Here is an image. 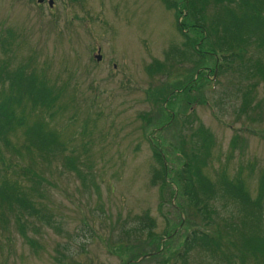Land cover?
<instances>
[{"label": "rangeland", "instance_id": "374dc122", "mask_svg": "<svg viewBox=\"0 0 264 264\" xmlns=\"http://www.w3.org/2000/svg\"><path fill=\"white\" fill-rule=\"evenodd\" d=\"M185 4L0 0V63L8 71L23 65L61 89L52 110L28 115L56 133L53 155L27 151L20 128L0 138V181L29 168L32 181L24 184L44 214L2 213L0 264H228L197 249L176 257L190 229L208 226L178 194L173 174L209 135L204 172L215 180L225 169L257 195L264 176V48L251 41L230 67L212 72L222 53L204 46L196 55L193 43L204 42L202 35L179 29L193 21L189 12L177 17L187 13ZM214 6L201 3L198 19L208 23ZM172 46L195 55L170 56ZM154 149L162 153L164 182L152 178L162 167ZM214 206L211 225L237 220L232 202Z\"/></svg>", "mask_w": 264, "mask_h": 264}, {"label": "trees", "instance_id": "16d2710c", "mask_svg": "<svg viewBox=\"0 0 264 264\" xmlns=\"http://www.w3.org/2000/svg\"><path fill=\"white\" fill-rule=\"evenodd\" d=\"M183 1L186 3L187 13L179 12L177 17L182 14L188 17L189 12L193 14V21L179 23V29L184 33V29L191 27L199 32L202 41L204 40L200 45L197 41L193 43L196 55L200 57L199 51L204 46L212 52L222 53L223 63L214 64L212 72L215 68L219 70L222 64L230 67L233 59L246 52V45L251 41H254L257 47L264 48V0H213L218 10L214 9L208 23L200 21L197 17L200 4L208 0ZM209 34L214 35L213 41L206 40ZM189 46L193 48L192 45ZM178 51V47L172 46L168 54H187L190 58L195 55L185 50L178 54ZM202 60L203 57L199 59ZM59 90L61 89L47 85L43 77L35 74L33 70L27 71L23 65L8 71L4 63H0V138L3 140L10 131L20 128L25 136L23 145L27 151L33 150L41 157L53 155L54 147L60 144L56 133L38 116L29 121L28 115L37 109L44 113L52 110L58 103ZM27 104L29 113L24 111ZM170 118H173L171 114ZM202 138L203 142L192 146L194 149L184 155L182 168L179 173H174L173 177L179 189L178 194L186 198L207 219L205 225L208 227L203 229L197 226L190 229L176 257L184 259L183 255L197 249L208 252L218 262L231 264L236 259L240 264H264V176L259 180L255 197L251 196L239 176L230 177L225 169L217 173L215 180L212 179L204 172L211 153L209 135ZM153 154L162 167L154 170L152 178L164 182L167 174L164 173L162 153L154 149ZM20 170L21 176L12 179L3 176L0 181V220H3L2 213L5 210L14 212L16 218L21 215L44 217L41 212L43 207L35 202L31 189L24 184L25 179L32 181L31 170ZM181 181H184L183 186ZM31 188H34V185H31ZM218 199L228 200L237 206V220L211 225L212 215L216 214L214 204ZM146 218L152 225L153 219ZM161 264H168V261H162Z\"/></svg>", "mask_w": 264, "mask_h": 264}, {"label": "water", "instance_id": "95a60500", "mask_svg": "<svg viewBox=\"0 0 264 264\" xmlns=\"http://www.w3.org/2000/svg\"><path fill=\"white\" fill-rule=\"evenodd\" d=\"M42 1H43V0H37V2H42ZM48 4H49L50 6H52V5H53V0H48ZM101 57H102V55H101V53H100V50L98 49V50H97V54H95V58H96L97 60H100Z\"/></svg>", "mask_w": 264, "mask_h": 264}, {"label": "flooded vegetation", "instance_id": "af4514ba", "mask_svg": "<svg viewBox=\"0 0 264 264\" xmlns=\"http://www.w3.org/2000/svg\"><path fill=\"white\" fill-rule=\"evenodd\" d=\"M82 1V0H81Z\"/></svg>", "mask_w": 264, "mask_h": 264}]
</instances>
